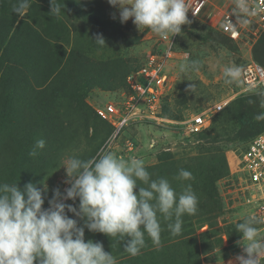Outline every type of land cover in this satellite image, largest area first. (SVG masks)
Masks as SVG:
<instances>
[{
    "label": "rangeland",
    "instance_id": "obj_1",
    "mask_svg": "<svg viewBox=\"0 0 264 264\" xmlns=\"http://www.w3.org/2000/svg\"><path fill=\"white\" fill-rule=\"evenodd\" d=\"M16 2L0 0V183H16L22 190L29 182L38 187L43 182L47 208L53 189L63 193L70 186L60 166L68 157L88 159L112 151L125 159L142 158L152 178L168 179L177 193L191 183L198 212L182 217V232L176 236L167 227L170 221L161 217L166 235L159 247L123 264H238L236 258L244 253L235 226L254 214L236 162L264 129V121L255 119L264 113V97L244 92L242 83L226 85L223 67H243L250 60L264 66L261 22L248 16L249 23L242 25L232 13L233 0H209L198 17L187 13L190 23L181 26L184 34L172 36L169 43L150 29H139L132 18L121 23L108 0H63L65 15L59 17L41 0H30L21 17L13 12ZM4 15L18 25L9 30ZM227 15L240 32L237 40L221 32ZM98 37L105 45L95 41ZM168 48L169 83L160 114L155 119L132 118L116 133L95 109L108 103L119 107L127 97V74L148 55ZM187 59L200 60V70L180 73L178 65ZM191 85L196 87L190 90ZM225 101L222 111L211 113ZM204 111L212 116L209 127L199 135L187 134L191 117ZM40 139L45 147L30 156ZM180 169L194 179L176 180ZM64 203L78 208L79 202ZM84 239L100 242L120 264V256L110 248L114 241L128 242L130 237L117 240L85 228Z\"/></svg>",
    "mask_w": 264,
    "mask_h": 264
},
{
    "label": "clouds",
    "instance_id": "obj_2",
    "mask_svg": "<svg viewBox=\"0 0 264 264\" xmlns=\"http://www.w3.org/2000/svg\"><path fill=\"white\" fill-rule=\"evenodd\" d=\"M108 3L118 10L121 23L132 18L139 29H150L168 41L174 35H183L181 26L190 23L187 13L191 9L186 0ZM233 3L232 13L242 25L249 23L248 16L264 9V5L253 8L249 0ZM30 7V0H17L13 12L23 17ZM63 9V0H50V13L59 17L64 14ZM225 23L234 27L229 17ZM95 41L105 45L102 38ZM200 67V60L187 59L179 63L178 70L183 74L199 71ZM243 71L240 65H225L224 83L241 84ZM195 87L191 85L190 90ZM248 91L264 97V88L257 85ZM255 119L264 121V113ZM44 147L45 141L38 140L29 155L36 156L37 149ZM60 166L65 168V183L70 186L63 193L59 188L53 189L47 208L43 205L48 189L43 182L40 187L29 182L22 190L16 183H0V264H117L100 242H85V228L117 240L130 237L124 251L135 257L146 246V237L157 247L161 244V217L170 221L167 227L176 236L182 232V217L198 212L199 201L191 183L177 193L168 179H153L142 158L125 159L115 152L101 151L88 159L70 156ZM175 179L190 181L194 177L190 171L180 169ZM66 200H78V208L64 203ZM66 210L77 219L70 218ZM78 220L83 221V226H78ZM261 223L264 219L252 215L236 224L244 253L236 258L238 264H264V235L257 226Z\"/></svg>",
    "mask_w": 264,
    "mask_h": 264
},
{
    "label": "built area",
    "instance_id": "obj_3",
    "mask_svg": "<svg viewBox=\"0 0 264 264\" xmlns=\"http://www.w3.org/2000/svg\"><path fill=\"white\" fill-rule=\"evenodd\" d=\"M209 0H189V15L198 17ZM250 5H264V0H251ZM255 17L264 26V9L256 12ZM230 21L233 22L232 18ZM221 32L231 39L240 37L239 30L225 23ZM173 38H170L169 43ZM172 52L169 48L164 53H153L146 57L143 64L127 74L125 82L127 97L121 105L108 103L95 109L97 116L110 123L116 131L132 118L155 119L161 112V104L168 90L167 61L171 59ZM242 86L244 92L253 85L264 88V66L255 60L243 65ZM250 93V92H249ZM227 102L214 105L211 113L216 114L224 109ZM209 111L197 113L186 125L185 132L198 135L211 124L212 116ZM236 172L243 181V191L247 203L252 206L253 214L264 219V130L256 134L246 145L244 151L237 157ZM264 230V223L260 224Z\"/></svg>",
    "mask_w": 264,
    "mask_h": 264
},
{
    "label": "trees",
    "instance_id": "obj_4",
    "mask_svg": "<svg viewBox=\"0 0 264 264\" xmlns=\"http://www.w3.org/2000/svg\"><path fill=\"white\" fill-rule=\"evenodd\" d=\"M42 1V3H47V4H50V0H41ZM69 5V4H68ZM70 6V8H72V11L75 13H80V11L79 10H77L74 6H71V5H69ZM3 21H4V23H7L6 25H7V27L9 28V30L10 29H12L13 27H14V25L16 24V25H18V23H16L15 21H10L9 20V18L8 17H6L5 15H4V18L2 19ZM258 43H262L263 44V41L262 42H258ZM264 130V129H263ZM205 131V130H204ZM203 131V132H204ZM262 131V130H261ZM260 131V132H261ZM203 132H201V133H203ZM201 133H199V134H201ZM259 133V132H258ZM257 133V134H258ZM198 134V135H199ZM164 235H166V233L164 234V233H162L161 234V237L162 236H164ZM128 242L127 241H114L113 243H112V246H111V250L116 254V256H120L119 258H120V264H123V263H125L126 261H128V260H130V259H136V258H140L138 255L137 256H135V257H133V256H130L128 253H126L125 251H124V247L126 246V244H127ZM147 243H149V244H147ZM154 245H153V243H152V241L149 239V238H147L146 237V246L141 250V252H143V251H145V252H149L150 251V248L151 247H153ZM140 252V254H142ZM139 254V255H140ZM126 257H130V258H128V259H126Z\"/></svg>",
    "mask_w": 264,
    "mask_h": 264
}]
</instances>
